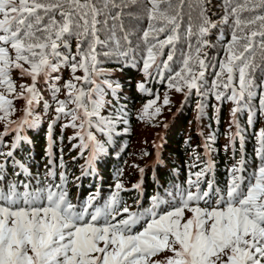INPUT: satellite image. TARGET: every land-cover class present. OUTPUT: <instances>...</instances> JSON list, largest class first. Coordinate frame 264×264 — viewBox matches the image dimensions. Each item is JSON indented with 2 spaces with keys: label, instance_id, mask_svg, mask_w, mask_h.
Listing matches in <instances>:
<instances>
[{
  "label": "snow or ice",
  "instance_id": "snow-or-ice-1",
  "mask_svg": "<svg viewBox=\"0 0 264 264\" xmlns=\"http://www.w3.org/2000/svg\"><path fill=\"white\" fill-rule=\"evenodd\" d=\"M213 7H219V19H213ZM214 30H219L223 55L210 57L207 49L217 46L210 39ZM182 36L187 50L172 72ZM106 60L139 68L145 77L136 85L141 92L148 91L145 83L154 79L153 73L163 79L172 72L168 88L185 98L195 90L202 98L227 99L236 105L233 121L247 108L251 123L254 98L264 114V76L259 83L256 76L264 70V0H222L219 5L212 0H195L194 5L190 0H0V149L8 133H14L8 150H0V264H264V128L256 133L259 164L250 175H245L242 156L221 189L206 179L209 161L189 173L186 188L168 194L171 201L153 196L146 209L131 210L123 203L120 193L126 189L119 181L102 207L94 203L95 195L78 205L69 198L63 171L60 183L55 182L52 159L42 181L15 159V150L28 139L21 130L40 123L34 115L40 102L54 112L48 124L50 157L52 129L61 119L62 128L77 129L69 137L80 142L74 148H91L89 165L104 153L105 141L93 129L110 140L116 124L128 122L118 106L121 85L107 78ZM209 67L214 79L205 92ZM65 70L70 76L61 87ZM14 72L30 82L17 84ZM44 86L52 104L42 95ZM106 89L115 103L106 99ZM21 99L23 115L13 120L14 102ZM158 100L159 95L143 105L141 119L161 113ZM169 103L165 93L163 105ZM109 106L112 112L103 115ZM197 107L202 112L203 104ZM239 135L237 124L230 140ZM161 205L167 210L157 211ZM137 225H143L139 231Z\"/></svg>",
  "mask_w": 264,
  "mask_h": 264
},
{
  "label": "trees",
  "instance_id": "trees-1",
  "mask_svg": "<svg viewBox=\"0 0 264 264\" xmlns=\"http://www.w3.org/2000/svg\"><path fill=\"white\" fill-rule=\"evenodd\" d=\"M222 0H212L213 5H219ZM190 3L195 4V0H190ZM187 8L185 12L187 13ZM212 12L217 15L213 19H219L221 14L219 7H213ZM196 13L193 12V16ZM219 30H214L210 35V39L217 46L213 49H207L210 57H217L223 55L221 44L217 40ZM225 36L228 32L225 29ZM230 38V37H229ZM195 44V39L192 41ZM72 49L75 50V41H72ZM187 50V40L182 36L177 44L176 60L172 63V72L178 70L180 54ZM256 62L260 63L261 52L257 48L255 52ZM167 58V50L163 59ZM103 67L110 69L108 79L115 81L121 85L118 92L119 107L125 112L123 119H126L127 124L122 121L116 124V131L109 140L106 136L93 129L97 139L105 141V151L103 154L97 156L96 174L93 180L80 179V187L76 184V180L80 177L79 173L83 169L81 159L78 157L76 166H72V157L79 156L80 150L73 145L79 142L78 139L69 140V137L76 132L73 128H62L65 123L64 119L57 121L52 129V139L54 144L52 146L54 153V165L56 171L55 182L60 183L59 173L63 171L66 175V190L69 193V198L73 203L78 205L83 204L90 195H95L99 191L94 203L102 207L104 202L108 199L112 191L115 190V179L120 178L122 174V165L124 163L134 162L135 169L132 173L133 177H138V168L144 167V179L142 184V194L140 197L136 190L128 186L123 188L126 191H121L120 196L124 204L128 205L131 210H136L137 207L150 208L153 196H160L165 200H172L169 193H174L176 188L187 187L186 181L190 172L198 171L200 168H193L194 162L199 160L202 166L206 162L212 163L211 170L207 173V180H212L214 185L225 188L228 181L225 177L229 174V169L233 167L243 156L245 159V175H250L259 160L255 155V148L257 147L256 133L264 128V114L259 112L258 97L252 100L253 119L248 122L249 111L247 108L235 114V121L231 109L236 105L227 100L217 101L215 96L207 94L203 98L194 90L187 98L182 92H177L175 89H170L167 86V76L172 72H166L163 79L154 75V79L147 80L145 83L148 91L141 92L137 89L138 82H144V74L137 67L124 65L121 61L117 63L115 60H106ZM82 75V73H77ZM61 80L59 85L62 87L63 81L68 79L70 73L65 70L60 73ZM18 72L13 73V77L17 78V84L27 83V78H19ZM257 83L259 78L264 76V70H259L256 73ZM143 77V78H141ZM214 79V69L209 67L205 74L207 87L204 89L207 92L211 88V81ZM19 90V89H17ZM106 91H108L106 89ZM167 93L170 103L163 105V98ZM230 94V93H229ZM45 99H50L51 93L44 86L42 93ZM159 95L158 105L161 106V113L154 119H141L139 116L140 110L149 99L155 98ZM58 98H63V93L59 94ZM112 99L115 103L116 98L112 97L111 92L108 91L106 99ZM23 100L15 101L16 112L21 108ZM203 104L202 112L198 110L197 105ZM178 107V110L176 108ZM54 108L55 105L53 104ZM197 112L195 115V109ZM112 112L111 106L102 111L103 115H109ZM176 113V114H175ZM175 114V115H174ZM12 115V116H13ZM34 115L40 117V123L36 127L29 128L31 133V142H22L21 146L16 149L15 155L19 157L22 162L29 168L31 175L38 177L41 181L45 177V173L49 167H53L48 163V143L45 140V128L49 124L54 112L52 110L45 111L43 103L40 102L35 106ZM174 115V116H173ZM173 116V117H172ZM169 122V127L165 131L163 143L159 151L158 162L154 167H150V158L152 154L151 139L154 138L156 131L163 122ZM239 125L240 135L235 136L230 140L232 134L236 130V125ZM125 128L128 131H125ZM205 141V148L201 146V136ZM214 137V140L212 139ZM6 141V139H5ZM207 146V147H206ZM227 146V147H226ZM73 149V150H71ZM8 150L4 149V151ZM206 150V152H205ZM72 152V153H71ZM84 154V153H83ZM61 159L63 160V167H60ZM189 159V161H187ZM159 163L165 170L157 167ZM88 170L87 168H85ZM78 172V175L74 173ZM87 174L89 171L86 172ZM124 176V175H123ZM154 177V178H153ZM23 178V174H21ZM51 179V178H50ZM123 181V177H121ZM129 180V179H128ZM131 181H133L131 179ZM206 182L202 181L201 187H204ZM206 187V186H205ZM139 199V205H136ZM167 207L161 205L157 211H166ZM139 225L136 226L135 230ZM143 226V225H141Z\"/></svg>",
  "mask_w": 264,
  "mask_h": 264
},
{
  "label": "rangeland",
  "instance_id": "rangeland-1",
  "mask_svg": "<svg viewBox=\"0 0 264 264\" xmlns=\"http://www.w3.org/2000/svg\"><path fill=\"white\" fill-rule=\"evenodd\" d=\"M16 77H18V76H16ZM141 78H143V77H141ZM196 112H197V108L195 109V115H196ZM169 125L170 124H168L167 125V127H166V129L169 127ZM3 129V125H1V127H0V130H2ZM166 129H165V131H166ZM13 135L14 134H10V133H8V135H7V137L5 138L6 139V141H5V146L2 148V149H0V150H4V149H7V145L10 143V141L12 140V138H13ZM158 136H159V134L157 135V133L154 135V139H155V143H156V139H158ZM79 141V140H78ZM80 142H78L77 143V145L79 144ZM155 143L154 142H151L150 144L151 145H153L154 147H155ZM71 150H73V149H71ZM77 151H79L80 149L77 147V149H76ZM87 151V149H85L83 152H81V150H80V155L79 156H81L83 153H85ZM72 153V152H71ZM89 155V154H88ZM79 156H74V157H72V166H76L77 164H78V162L79 161H75ZM88 160L89 159H87L86 161H84V162H81V164H83V165H85V168H88V171H89V173L87 174L86 173V169L84 168V169H82L81 170V172L79 173V178L76 180V184L77 185H79L81 182H80V179H82V178H84V179H89L90 177H91V180H93V178H94V175L96 174V167H97V162H95V161H92V163H91V165H89V163H88ZM150 161H153L154 162V160H153V157L150 159ZM187 161H189V159L187 160ZM129 163H124L123 165H122V174L120 175V178H116L115 179V183H117L118 181L123 185V186H130L132 183H133V181H134V177H133V175L132 174H130V175H128L129 173H132L133 171H134V169H135V163L134 162H130V165H128ZM194 164H196L197 165V167L196 168H201V166H202V162H201V160H198L197 162L195 161L194 162ZM157 167H159L160 169H162V170H165V168L164 167H162V165L159 163V165H157ZM143 170H144V167H143ZM74 173L75 174H77L78 175V172L77 171H74ZM124 175V176H123ZM121 177H123V181H122V179H121ZM154 178V177H153ZM229 174H227L226 175V177H225V181H228L229 180ZM129 179V180H128ZM131 179L133 180V181H131ZM135 179H138V180H142V175H140L139 177H135ZM135 183V182H134ZM134 183H133V185H134ZM206 186V183L204 184V187ZM78 187H80V185L78 186ZM142 226L141 225H139L138 226V228L136 229L137 231H139L140 230V228H141Z\"/></svg>",
  "mask_w": 264,
  "mask_h": 264
},
{
  "label": "bare ground",
  "instance_id": "bare-ground-1",
  "mask_svg": "<svg viewBox=\"0 0 264 264\" xmlns=\"http://www.w3.org/2000/svg\"><path fill=\"white\" fill-rule=\"evenodd\" d=\"M88 169V168H87Z\"/></svg>",
  "mask_w": 264,
  "mask_h": 264
}]
</instances>
